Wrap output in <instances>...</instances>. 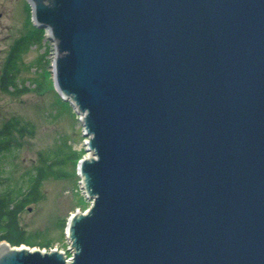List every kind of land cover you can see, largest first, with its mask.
I'll use <instances>...</instances> for the list:
<instances>
[{"label": "water", "instance_id": "1", "mask_svg": "<svg viewBox=\"0 0 264 264\" xmlns=\"http://www.w3.org/2000/svg\"><path fill=\"white\" fill-rule=\"evenodd\" d=\"M27 1L91 205L0 264H264V0Z\"/></svg>", "mask_w": 264, "mask_h": 264}, {"label": "rangeland", "instance_id": "2", "mask_svg": "<svg viewBox=\"0 0 264 264\" xmlns=\"http://www.w3.org/2000/svg\"><path fill=\"white\" fill-rule=\"evenodd\" d=\"M33 23L32 5L27 0H0V73L12 45L19 37L36 31ZM39 29V28H38ZM42 28H40L41 30ZM41 48L34 46L24 56L19 78L27 79L24 85L32 90L19 92L9 88L10 92L0 86V128L12 117L29 122L34 127V134L18 133L20 146L12 153L6 154L0 163V192L8 187L15 189L16 185H26L25 180L36 171L43 155L50 153L55 159L63 140L72 144L75 151L83 155L86 151V139L83 123L70 101H65L55 88L52 73L54 44L48 38L47 29H42ZM44 53L48 59L45 82L42 90L34 89L36 83L28 82L39 77L40 70L30 67ZM20 87V84L18 85ZM65 147L63 150H68ZM59 153V154H57ZM64 176L47 175L39 185L41 199L28 203L19 216V221L27 234L41 231L51 241L52 247L69 251L70 241L66 226L73 212L88 209L91 200L85 196L81 185V176L77 174L78 163L68 160L61 166ZM31 171V172H30ZM43 237H38L37 242ZM47 246V247H50ZM39 248V246H37Z\"/></svg>", "mask_w": 264, "mask_h": 264}, {"label": "trees", "instance_id": "3", "mask_svg": "<svg viewBox=\"0 0 264 264\" xmlns=\"http://www.w3.org/2000/svg\"><path fill=\"white\" fill-rule=\"evenodd\" d=\"M43 30L36 28V31L28 35L19 37L14 42L7 58L2 66L0 73V86L2 90L10 92L9 88L13 87V92H23L32 90L24 85L27 79L19 78L22 69L24 56L30 52L34 46L41 48L43 46L42 37ZM48 59L42 53L35 62L31 63L30 67H37L40 70L39 77L32 78L31 83H36L34 89L42 90L45 82V73L47 70ZM26 80V81H25ZM22 82V86L18 85ZM13 129L18 133L27 132L34 134V127L29 122H21L19 118L12 117L3 123L0 128V163L6 154L12 153L14 149L20 146L17 134H14ZM64 143L60 146L59 153L61 157L55 159L52 154L40 153L43 155L41 162L36 167V171L32 173L29 178L25 180L26 185H16L15 189L8 187L4 192H0V241L8 240L14 245L22 243L30 244L32 246H50L51 241L46 238V234L41 231L33 234H27L20 224L19 216L24 211L23 209L28 203L37 202L41 199V192L39 185L47 178V175L64 176L65 172L61 168L68 160L78 161L83 154L73 149L72 144L63 140ZM69 147L64 151L65 147ZM57 153V154H59ZM31 172V171H30ZM43 237L39 242L36 241L38 237Z\"/></svg>", "mask_w": 264, "mask_h": 264}, {"label": "bare ground", "instance_id": "4", "mask_svg": "<svg viewBox=\"0 0 264 264\" xmlns=\"http://www.w3.org/2000/svg\"><path fill=\"white\" fill-rule=\"evenodd\" d=\"M86 156H88V154Z\"/></svg>", "mask_w": 264, "mask_h": 264}]
</instances>
